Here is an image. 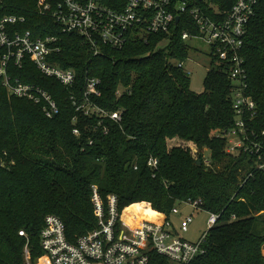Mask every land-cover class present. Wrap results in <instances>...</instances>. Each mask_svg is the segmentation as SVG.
Here are the masks:
<instances>
[{
	"label": "trees",
	"instance_id": "1",
	"mask_svg": "<svg viewBox=\"0 0 264 264\" xmlns=\"http://www.w3.org/2000/svg\"><path fill=\"white\" fill-rule=\"evenodd\" d=\"M236 1L203 4L213 16L209 3L228 11ZM38 2L0 0V21L24 17L9 25L11 33L57 37L63 49L57 60L77 71V84L67 88L44 76L29 57L21 67L10 64L12 78L41 85L57 100L60 113L48 118L39 105L10 95L0 76V164L5 163L0 165V264H27V245L32 262L44 256L41 231L50 214L64 221L71 242L95 230L94 186L105 200L118 197L123 217L140 215L152 222L171 218L184 202L201 201L205 212L221 216L207 252L190 264H264V177L257 174L242 184L250 170L248 156L228 155L225 140L212 137L234 124L233 81L211 58L218 68L210 69L204 91L197 93L180 65L191 52L183 33H199L193 18L182 14L171 34L131 39L120 50L105 46L95 55L81 35L64 34L53 17L41 14ZM103 2L116 6L118 0ZM3 55L0 48V65ZM242 55L249 94L264 120V0ZM88 76L101 79L102 95L92 100L107 114L87 116L76 109L72 95L84 99ZM121 88L126 90L118 96ZM117 111L121 117L114 120L110 114ZM152 158L156 168L149 166ZM152 259L167 263L157 253Z\"/></svg>",
	"mask_w": 264,
	"mask_h": 264
},
{
	"label": "built area",
	"instance_id": "2",
	"mask_svg": "<svg viewBox=\"0 0 264 264\" xmlns=\"http://www.w3.org/2000/svg\"><path fill=\"white\" fill-rule=\"evenodd\" d=\"M205 0H118L116 6H109L103 0H58L49 3L39 0V11L53 17L64 34L77 33L95 55L103 53V47L123 49L131 39H144L150 34H171L179 25L182 14H189L199 29L198 34L183 33V39L204 40L211 48L210 58H217L221 68L233 81L232 105L235 112L234 124L230 128L216 130L212 137L225 140V152L234 157L248 156L250 170L246 172L242 184L257 174L264 177V120L258 115V104L249 94L248 75L245 58L242 55L249 26L257 15L260 0H237L228 11H222L209 3L213 16L205 9ZM177 17L180 21L176 24ZM24 17L6 16L0 21V48L4 51L0 65L3 84L12 96L24 98L39 105L48 118L60 113L54 96L43 86L25 83L12 78L9 67L14 61L23 66L26 57L35 64L46 77L56 79L67 88L77 84V71L65 68L57 60L63 49L57 37H35L32 31L11 33L9 25L24 22ZM185 68V62L180 64ZM217 66V65H216ZM218 68V66H217ZM102 81L88 76L84 99H72L78 111L87 116L107 114L92 97L102 95ZM126 89H119L121 96ZM120 112L110 114L114 120L120 119ZM79 134L78 130H75ZM93 142H91L92 144ZM2 166L5 163L0 164ZM149 166L156 168L158 160L152 158ZM93 203L97 212L98 227L71 242L68 239L64 221L55 214L45 219L41 231V246L44 251L40 264H153L152 254L167 258L164 264H190L207 252L206 243L210 231L218 223L220 216L209 214V229L196 242L184 237L194 222V215L182 218L177 229L171 218L158 222L144 219L140 215L123 217L119 209V199L109 195L105 200L97 186L93 187ZM197 211L205 212L201 201H188ZM179 206L173 214H180ZM233 218H236L235 216ZM25 235L24 231L20 232ZM27 264H31L30 249L25 248Z\"/></svg>",
	"mask_w": 264,
	"mask_h": 264
},
{
	"label": "rangeland",
	"instance_id": "3",
	"mask_svg": "<svg viewBox=\"0 0 264 264\" xmlns=\"http://www.w3.org/2000/svg\"><path fill=\"white\" fill-rule=\"evenodd\" d=\"M191 46L190 58L185 62V68L191 71L189 75L191 78V88L197 93H201L205 88V77L211 68H216L213 66L210 58V46L202 39H193L189 41ZM205 156L209 157L210 150L204 151ZM180 214H173L171 217L172 222L177 229L180 228L181 220L183 217L188 215H194V222L191 224L189 232L184 235L186 239L192 242H196L202 236V233L209 229L208 219L209 214L206 212H199L189 205H180ZM41 256L35 262H30L31 264H40L42 260Z\"/></svg>",
	"mask_w": 264,
	"mask_h": 264
},
{
	"label": "water",
	"instance_id": "4",
	"mask_svg": "<svg viewBox=\"0 0 264 264\" xmlns=\"http://www.w3.org/2000/svg\"><path fill=\"white\" fill-rule=\"evenodd\" d=\"M179 21H180V17H177L176 24H178ZM201 162H202V160H201V158H199L198 161H197V163L198 164H201Z\"/></svg>",
	"mask_w": 264,
	"mask_h": 264
},
{
	"label": "bare ground",
	"instance_id": "5",
	"mask_svg": "<svg viewBox=\"0 0 264 264\" xmlns=\"http://www.w3.org/2000/svg\"><path fill=\"white\" fill-rule=\"evenodd\" d=\"M126 218H128V219H129V218H130V216H126Z\"/></svg>",
	"mask_w": 264,
	"mask_h": 264
}]
</instances>
